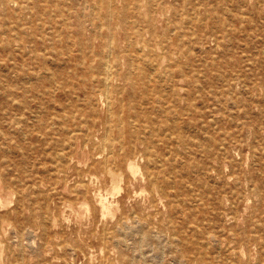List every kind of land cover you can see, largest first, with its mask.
Instances as JSON below:
<instances>
[{"label": "rangeland", "instance_id": "obj_1", "mask_svg": "<svg viewBox=\"0 0 264 264\" xmlns=\"http://www.w3.org/2000/svg\"><path fill=\"white\" fill-rule=\"evenodd\" d=\"M12 1L0 7V264H264V0H114L120 12L125 6L128 13L153 17L158 40L170 39L168 47L159 44L153 51L140 52L136 43L116 73L128 70L129 57L146 69L157 60L165 77H177L180 108L192 90V115L180 121L187 143L172 145L175 152L155 143L173 167L170 174H158L157 186L149 182L144 144H136V172L122 162L123 155L117 166L110 164L117 182L102 163L107 118L121 122L129 141L132 130L150 134L159 111L133 94L120 74L109 102L107 96L95 106L85 102L83 70L98 57L81 60L78 39L86 41L92 32L80 31L75 21L82 18L90 26L92 13L105 15L101 0ZM118 37L126 52L127 43ZM177 42L181 50L174 49ZM66 47L76 60L68 61ZM95 50L102 53L101 46ZM62 69L78 73L70 81L75 93L61 97L66 108L36 95V82L44 87L47 76ZM88 118L98 123L93 138L85 139L84 126V133L64 143L68 123ZM221 135H229L224 153ZM154 165L150 169L158 172ZM10 181L16 183L11 188ZM121 221L131 230L124 225L121 232ZM140 222L150 234L146 240Z\"/></svg>", "mask_w": 264, "mask_h": 264}, {"label": "bare ground", "instance_id": "obj_2", "mask_svg": "<svg viewBox=\"0 0 264 264\" xmlns=\"http://www.w3.org/2000/svg\"><path fill=\"white\" fill-rule=\"evenodd\" d=\"M11 2H13V1L12 0H0V7H2V6H10L12 4ZM101 4H102V7H105L106 8L107 13L105 15H100L97 12L92 13L89 17H90V19L93 22H90V26L88 25L89 27L87 25L85 26L84 21H83L82 18H79L78 20L76 19V21H75V24L79 27L80 31H84L86 29H89L90 32H92L91 35H90V37H89V39H87L86 41H84L82 39H78L79 42H80V44H79L80 51L83 50L82 55H81V60L84 61L83 63H86V60L87 59H91L94 56L93 57V60H95L96 57H98L97 64L96 65H93V66H91L89 68H85L83 70V75H84L85 78H84V80L82 78V86L83 87H81L80 89H82V92L84 93L85 102L87 104H90L91 106H95V104H96L95 101L98 100V99H101L102 96H105V97L107 96L105 100H106V102L107 101L109 102V98H110L109 97V94H110V92H115V91L117 92L119 90V88L114 84V82H115L116 77L119 76V74H120L121 76H124V78L127 81H129L131 83V87H132L133 94L137 93V94L142 95V97H144V99L150 104V106H151V108L153 110L157 108L158 111H159L158 119L157 120H154V121L152 120L153 126H152V129H151V133L142 136V135H139L135 130H132L133 132L131 133V136L129 137V141H127L126 138H124V134L125 133L122 131V128L123 127L121 126V122L120 121L119 122L117 121V123L115 122V124H113L112 119L111 118H107L106 123L108 124L107 125L108 127H105V128H107V133L105 132L104 138L102 139V141L100 143V146H99L100 154H101V152L103 153L104 150H108V153L103 157L102 163H103L104 167L108 168L109 172L113 176V179L116 180V182H117V180L120 179V176L117 175L114 172V169H113V167L111 165L117 166L119 164L118 163V158L123 155L124 156V160L122 162L123 163L126 162L129 170H131L132 172H136L138 170V164H137V162L133 161L132 158L136 154V146H137L136 144H138V143L144 144V148L142 150V152H143V154H142L143 156L142 157L147 159V164L148 165L146 166V168H147L148 175L150 176V179H152L149 182L150 183L152 182L153 185L154 184L156 185V183L158 181H155V180H158V178H159L158 174L160 173V174H163L164 176L167 175L168 172L170 174V173L173 172V171H170V169L173 168V167H171V166L168 167L169 165H172V164L171 163H169V164L166 163L167 162V160H166L167 157L165 158L164 156H166L168 153L167 152H166V154H164V153H158L155 143L157 141H161V142H163V144L165 146L171 145V147H172L171 148V152H175V148H173L174 145L175 146L176 145L178 146V145L187 143V140L184 138V136L182 134V131H183V128L185 127V125L183 123L181 124L180 121L182 119V115H184V114H191L192 115V98H191L192 90H189L188 95L186 97H184V100L186 101L185 107L182 105L183 107L181 106V108H180L179 102H180V100H182L183 96L179 93V90L180 89H178V83H177V80H176L177 77L174 75L173 72L171 73L172 75L170 77H165L164 74H163V73H165V70H160L159 68H157V64H158V61L157 60H155V61H153L151 63H147L146 62L147 64L144 62V64H146L148 66V69H146V68L141 67V66L140 67L135 66L134 63H133V60H135V58H130L129 57L128 60L130 62L128 64V70L126 72L125 71L122 72V74H121V72L120 73H116L117 70H118V65L120 64L121 58L123 56H125L131 50V48L134 47V45L136 43L138 44V45L136 44L137 45L136 50H139L138 48L140 47V49H141L140 52L145 51V48L148 49V51H151V50L153 51V50H155V49H152L153 46H157L159 44L161 46H164L163 48L168 47V44L167 43H168V39L169 38H168V35H166V40L164 39V37H163V40L162 41L161 40H158V34H157L158 32H157V30L155 28V25H154V19H153V17H150L149 20H146V16H145L146 13H128V11L126 10V7L125 6L123 7V9H121V12H120V11L117 10V8L115 6V1L114 0H101ZM184 11H185V9H184ZM193 14H195V13H193ZM144 22H146V23L144 24ZM178 27H179V25H178ZM174 30H177V29H174ZM118 36H120V38L122 39V41L124 40V42L127 43V45H126L127 51L126 52L121 48V45H120V42H119V39H118L119 37ZM11 37H13V36H11ZM16 37H17V35H16ZM160 38H161V36H160ZM176 45H178V46L174 47V49H180L181 50V43H178L177 42ZM96 46H101L102 47V53L99 52V51L97 52L95 50V47ZM66 49H67V51L64 54L69 57L68 61L72 60V58L74 60H76L78 58V56L74 57L72 55L71 48L69 49V48L66 47ZM89 51L93 52L94 55H92V53L90 54ZM262 52H264V51H262ZM143 54L145 56L146 53L144 52ZM148 54H149V52H148ZM166 54L168 55L167 52H166ZM87 56H89V57H87ZM142 56L140 57V59L138 57H136V60L137 61L141 60L143 58ZM146 58H148V57H146ZM149 60H150V58H149ZM168 61H169V59H168ZM94 70H96L97 72H94ZM133 71L136 72L135 74L138 77V81L137 82H134L131 79L132 78V75L134 74ZM77 74L78 73H76L74 70H67V69L60 70L58 72V74L56 72L52 73L51 76H47L48 77L47 78V81L48 82L45 84L44 87H41L36 82V95L39 96V97L44 96V95L45 96H49L51 101H53L55 103H59L61 106H63L64 108H66L64 106V104L62 103V98L61 97H64L66 95H72V94L75 93L77 87L74 84L71 85L70 84V81L72 79L76 78L77 77ZM59 78L65 79L66 81L65 82L64 81H60ZM36 79L39 80L37 77H36ZM67 80H69V82ZM190 84H192V83L190 82ZM180 87H182V86H180ZM201 89H202V87H201ZM58 90L60 91L59 94H57V91ZM196 93H198V92H196ZM223 94L224 93L222 92L221 95H223ZM221 95L219 96V99L218 100L217 99L214 100V98H212L211 99L213 101L212 104H214V103L217 104V102L221 101V99H222L221 98ZM120 101L122 102V100H120ZM112 111H113V109H112ZM121 111H122V107H121ZM121 115H122V112H121ZM113 118H115V116ZM131 120H133V119H131ZM69 121H70V119H69ZM124 122L125 121H123V123ZM67 123L68 122H65V124H67ZM103 123L106 124L105 122H103ZM68 124H69V127L76 126V128H74V129H69V127L66 128V131L65 132L68 134V137L66 138V140H64V143H67V141L69 139H72L74 136H77L78 135V133H77L78 131H81L82 133H84L85 132L84 126L87 127L86 133L83 134V136L85 137L86 140H90L91 137L93 138V136L96 134V131L98 130V128H97L98 123L94 120V118H92V119L91 118H88V120H86V121L85 120L84 121H80L78 123L77 122H74V123H70L69 122ZM132 124H134V122ZM157 125L158 126H161V127H157ZM141 128L144 129L143 126H141ZM147 128H148V126H147ZM114 130L116 131V134H115L116 136L112 135V133H111V131H114ZM221 136L222 137L219 140V142H220L219 145H220V149L224 153L225 151H227L228 146H229V143H230L229 138H228L229 135H221ZM206 139L207 138H205V140ZM212 139L213 138H210L211 141H212ZM213 142H215V144H217L215 139L213 140ZM157 143H159V142H157ZM187 147H186V149H188ZM159 149H163V147L162 148H159ZM168 151H169V149H168ZM177 152H178V150H177ZM200 153H201V151H200ZM60 155H59V158H62V155H61V157H60ZM181 156H183V154ZM176 157H177V155H176ZM173 161H175V160H173ZM151 162H153V164H155L154 165L155 167H153V168H157V167L159 168V171L158 172H155L152 169H150V168H152V167H150ZM166 164H167V166L165 167ZM101 166H102V164H101ZM203 174H205V173H203ZM156 176H158V177H156ZM172 178H174V177H172ZM172 178H170V179L172 180ZM163 179H164V177H163ZM163 179H162V181H163ZM178 182H177V184H178ZM228 182H227V185H228ZM239 182H238V184H239ZM14 184H16V183L10 181L8 185L11 188V187H13ZM165 184H166V182H165ZM118 185L119 184L116 183V188H119ZM151 186H152V184H151ZM205 186H208V185H205ZM170 187H171V185H170ZM174 187H175V185H174ZM200 187H202V186H200ZM238 187H239V185H238ZM154 188H155V186H154ZM160 188H162V186ZM191 188H193V187H191ZM151 189H149V192L151 191ZM205 189H206V187H205ZM180 190H179V192H180ZM164 193L165 194H163V195H169L165 191H164ZM201 193H202V191H201ZM160 194H161V192H160ZM233 194H234V191H233ZM244 195H246V194L244 193ZM239 197H240V195H239ZM152 198H153V196H152ZM175 201H178V199L175 200ZM156 203H157V201H156ZM181 203H182V201H181ZM194 203H196V202H194ZM152 204H154V203H152ZM183 204H185V203L183 202ZM102 205L106 209L108 208V206L106 205L105 202H102ZM156 206H157V204H156ZM173 206L175 207V205H173ZM156 213H157V211H156ZM182 214H183V212H182ZM237 218H238V215H237ZM132 219H134V218H132ZM170 219H171V217H170ZM144 221H145V219H144ZM196 221H198V220H196ZM134 222H135L134 224L136 226L137 223H136V221H134ZM187 223H189V222H187ZM126 224H123V221H121V225H120V228H119L121 232L124 230V225L126 226L125 227L126 230H131V228L127 229L128 224L127 225ZM134 224H133V226H134ZM158 224H160V223H158ZM138 226H141V228H142V234H145V236H144L145 240H146V238H149L150 234L147 231H145V229H143L144 223L143 222H140V225H138ZM134 228H136V227H134ZM192 228H194V226H192ZM197 228L199 229V227H197ZM126 230H125V232H126ZM132 231H134V230H132ZM246 231H247V229H246ZM13 233H14V231H13ZM131 233H133V232H131ZM182 234H184V233H182ZM259 234H260V231H259ZM129 235H130V233H129ZM208 235H210V234L208 233ZM122 236H121V239H122ZM173 236H174V238H177V237H175V235H173ZM186 236H187V234H186ZM110 237H109V239L112 240V238H110ZM153 237H154V235H153ZM160 238H161V236L159 237V239ZM135 241H137V240H135ZM163 241H165V239ZM174 241H176V240H174ZM116 242L117 241H115V243ZM161 245H162V243H161ZM172 246L174 247V245H172ZM131 247H133V246L131 245ZM163 247H164V245H163ZM219 247H220V245H219ZM206 250H208V249H206ZM141 253H142V251H141ZM152 253H153V251H152ZM163 254H161L162 255L161 257H163ZM165 257H167V255ZM201 258H202V255H201ZM214 258H215V256H214ZM215 259H217V258H215ZM217 261H218V259H217ZM227 261H228V259H227ZM132 262H134V261H132ZM183 262L185 264V261H183Z\"/></svg>", "mask_w": 264, "mask_h": 264}]
</instances>
